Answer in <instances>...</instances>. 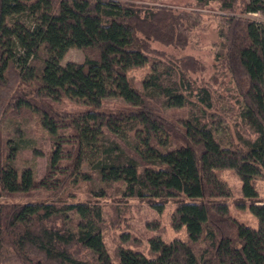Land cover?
Wrapping results in <instances>:
<instances>
[{
  "label": "trees",
  "instance_id": "1",
  "mask_svg": "<svg viewBox=\"0 0 264 264\" xmlns=\"http://www.w3.org/2000/svg\"><path fill=\"white\" fill-rule=\"evenodd\" d=\"M196 1L232 14L221 23L217 61L236 83L239 117L255 137L224 134L212 88L190 78L203 70L198 61L151 63L152 42L186 48L197 13L142 0H0V197L41 188L58 195L69 180L121 184L128 199H185L171 223L187 233L170 243L152 238L151 258L122 249L114 263L99 203L0 202V264H264V204L256 203V182L264 180V22L243 16L264 15V0ZM71 48L83 51L84 62L62 65ZM148 64L139 90L128 72ZM109 99L126 106L108 109ZM64 100L83 109L61 112ZM31 118L52 145L41 180L19 164L22 151L42 154L26 132ZM224 169L254 200L258 229L221 201L233 195L217 176ZM106 195L105 187L94 193Z\"/></svg>",
  "mask_w": 264,
  "mask_h": 264
},
{
  "label": "rangeland",
  "instance_id": "2",
  "mask_svg": "<svg viewBox=\"0 0 264 264\" xmlns=\"http://www.w3.org/2000/svg\"><path fill=\"white\" fill-rule=\"evenodd\" d=\"M150 5H159L180 12H195L200 18L199 25L194 28L189 37V43L184 49H177L173 46H165L158 42L150 43V58L152 61H170L194 59L202 66L201 72H195L190 78L196 80L198 84H208L215 96L216 108L214 112L223 121L224 134L233 139L241 135L245 137H255L247 131L240 119V110L243 104L242 97L235 92L236 83L217 61V55L222 46L220 37L221 23L225 15H232L220 10L218 3H212L207 7H201L196 0H142ZM240 16V10L237 11ZM255 21L264 22V15L246 14L243 15ZM85 55L82 50L71 48L62 61V65L69 62L81 64L84 62ZM151 64L141 68H135L128 72L131 83L139 90L150 72ZM264 82V79L262 80ZM105 106L108 109H123L126 104L121 99H109ZM59 111L73 112L82 110L83 106L77 102L64 100L56 105ZM180 115L179 113H176ZM29 137L35 140V147L42 154L35 155L32 150L20 152L19 164L30 166L34 170L37 180L45 177L48 171L49 157L52 152V145L48 134L35 118L29 119L25 125ZM62 140L69 147L71 140L67 130H62ZM66 137V138H65ZM67 163V160L64 161ZM83 172L90 173L87 164L82 167ZM220 180L226 182L231 188L233 195L221 201L229 205L230 215L242 224L251 228L258 229L259 223L256 216L250 211L249 205L254 202L243 196V181L233 170H217ZM63 179V176H59ZM73 179V178H71ZM69 180L56 195V189L46 190L41 188L36 190L33 195L1 196L0 202H56V203H85L97 202L104 210L105 224L103 228L104 247L111 256L114 263L120 260V251L130 249L134 252H141L147 257L155 256L150 248V240L160 237L164 242L170 243L176 239L186 240V229L175 230L171 223L172 214L177 204L185 199H138L125 198L122 196L123 187L121 184L102 185L95 179L91 181L79 180L72 184ZM105 187L107 195L102 198L94 196L95 191ZM256 187L259 198L256 203L264 204V180H257Z\"/></svg>",
  "mask_w": 264,
  "mask_h": 264
}]
</instances>
